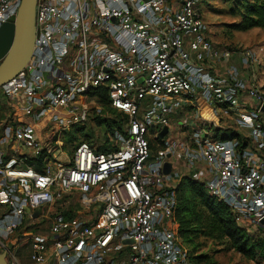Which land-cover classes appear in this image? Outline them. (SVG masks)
<instances>
[{"label":"built area","instance_id":"built-area-1","mask_svg":"<svg viewBox=\"0 0 264 264\" xmlns=\"http://www.w3.org/2000/svg\"><path fill=\"white\" fill-rule=\"evenodd\" d=\"M200 3L37 0L32 53L0 84L11 111L0 137L8 264H193L177 234L171 159L204 169L206 192L264 234V45L216 47ZM19 4L0 0V25ZM103 94L126 115L123 129L103 151L66 146ZM231 120L244 130L223 137Z\"/></svg>","mask_w":264,"mask_h":264},{"label":"trees","instance_id":"trees-1","mask_svg":"<svg viewBox=\"0 0 264 264\" xmlns=\"http://www.w3.org/2000/svg\"><path fill=\"white\" fill-rule=\"evenodd\" d=\"M204 1L205 0H201V3ZM230 13L236 16L237 20H234L230 25L222 23L221 26H223L225 30L231 28L236 31H246L255 27L264 28V0H232ZM226 36L228 37L227 34ZM0 101H3L2 103L5 101L2 95H0ZM98 103L99 105L101 103L105 104V106L109 107L111 112L120 116V118L96 116L95 120L97 123L103 125L111 135L115 130H122L123 122L125 124L127 119L126 115L114 109L104 94L101 95V99ZM82 128L83 125H78L68 130L65 133L66 144H71L72 141L76 139L75 133L81 131ZM233 134H236V132H225L223 133V137H228ZM108 145L107 137L106 142L104 141L103 143L97 144L96 150H106ZM35 167L38 168V163H36ZM174 189L176 192L174 212L177 218L179 231L185 241L191 229L186 227L188 226V222L181 215L183 212L187 213V210H189L191 206L190 203L194 200L202 208L203 213L206 211L208 214V216L205 217L206 231L204 234L210 237H222L233 249L245 255L248 259L264 262V234L262 231H256V234H251L245 227L239 225L235 221L229 207L224 202L218 201L210 196L206 192L202 182L182 177L175 184ZM190 221L193 223L192 221H194V219H190ZM198 257L197 255H191V262L193 264H198Z\"/></svg>","mask_w":264,"mask_h":264},{"label":"rangeland","instance_id":"rangeland-1","mask_svg":"<svg viewBox=\"0 0 264 264\" xmlns=\"http://www.w3.org/2000/svg\"><path fill=\"white\" fill-rule=\"evenodd\" d=\"M232 0H205L203 3L198 5L199 10L203 14L205 20L209 23L211 31L214 33L215 38L218 41H229L230 44L236 46H251L255 44L264 45V28H252L246 31H236L234 29L224 30L220 24L230 25L234 20H237L236 16L231 15L230 7ZM220 27H219V26ZM228 35V37L226 36ZM230 47H235V46ZM260 80L264 88V62L263 66L260 67ZM0 101V137L3 136L8 127L10 126L11 111L9 106L4 101ZM99 105V104H98ZM96 116L116 118L120 116L109 110V107L101 103L98 108L92 110L88 122L83 125L81 131L76 132V139L74 141H84L91 143L94 147L97 144L106 142L108 135H111L107 129L98 124L95 120ZM124 127V122L122 129ZM72 141V143L74 142ZM68 146V144L66 145ZM67 151L68 156H72V152L66 147H63ZM194 199V198H193ZM193 200L190 203L189 210L187 213L183 212L181 215L187 220V228L191 229L188 233L187 240L183 239L179 231L177 218L174 212L175 222L177 224V234L181 239L182 245L188 249L189 256L197 255L198 264H264L263 261L257 262L248 259L245 255L237 252L233 249L230 244L222 237L218 236H207L205 233V217L208 216L207 212L203 213L202 208ZM190 219H194L191 223ZM193 227V228H191ZM251 234L257 232L253 229L248 230Z\"/></svg>","mask_w":264,"mask_h":264},{"label":"water","instance_id":"water-1","mask_svg":"<svg viewBox=\"0 0 264 264\" xmlns=\"http://www.w3.org/2000/svg\"><path fill=\"white\" fill-rule=\"evenodd\" d=\"M36 2L37 0H20L17 13L0 25V84L23 68L32 53L36 36ZM166 132L167 127L164 126L159 136H164ZM170 171L171 162L166 161L163 173L167 174ZM37 214L35 211L33 215ZM261 223L264 224V217ZM109 259L110 257H107V260ZM0 264H8L3 252H0Z\"/></svg>","mask_w":264,"mask_h":264},{"label":"crops","instance_id":"crops-1","mask_svg":"<svg viewBox=\"0 0 264 264\" xmlns=\"http://www.w3.org/2000/svg\"><path fill=\"white\" fill-rule=\"evenodd\" d=\"M221 25V24H220ZM219 26V25H218ZM220 27V26H219ZM223 29V26L220 27ZM224 30V29H223ZM210 36H211V39L214 43V45L216 47H219V48H222V47H230L233 45V43L230 44V42L228 41L227 42V39L225 41H218L216 38H215V35L214 33L211 31L210 29ZM236 47V45H233ZM238 68V62L235 61L233 62L232 65H230L229 63H226V62H222L221 64H217L215 66V71L218 72L219 74H225V73H228V72H232V71H236ZM224 127L223 129H225V132H229V131H233L235 130L236 128L237 129H240L242 130L243 128L242 127H239L237 125L236 122H234V120H231V121H228L227 123H224ZM222 129H220L221 131ZM244 130V129H243ZM172 163H173V166L175 168L176 171L179 172V179L178 181L184 177V178H188V179H192V180H196V181H200L198 178L199 176H201L202 174L204 175L205 174V171L204 169H198V176H197V173H189L186 171L184 165L182 164L181 161H179L178 159H171Z\"/></svg>","mask_w":264,"mask_h":264},{"label":"bare ground","instance_id":"bare-ground-1","mask_svg":"<svg viewBox=\"0 0 264 264\" xmlns=\"http://www.w3.org/2000/svg\"><path fill=\"white\" fill-rule=\"evenodd\" d=\"M59 158L62 160V161H65L66 160V157L64 154H59Z\"/></svg>","mask_w":264,"mask_h":264}]
</instances>
